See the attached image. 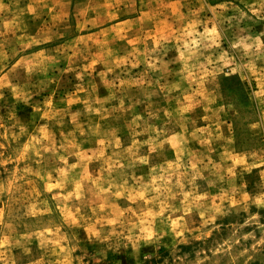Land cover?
<instances>
[{
	"label": "rangeland",
	"instance_id": "rangeland-1",
	"mask_svg": "<svg viewBox=\"0 0 264 264\" xmlns=\"http://www.w3.org/2000/svg\"><path fill=\"white\" fill-rule=\"evenodd\" d=\"M0 264H264V0H0Z\"/></svg>",
	"mask_w": 264,
	"mask_h": 264
}]
</instances>
